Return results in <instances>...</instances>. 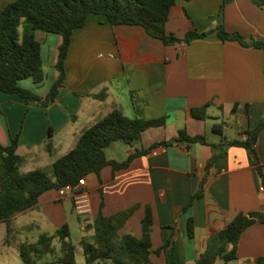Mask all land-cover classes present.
<instances>
[{
    "label": "crops",
    "instance_id": "obj_1",
    "mask_svg": "<svg viewBox=\"0 0 264 264\" xmlns=\"http://www.w3.org/2000/svg\"><path fill=\"white\" fill-rule=\"evenodd\" d=\"M14 1L0 0V11ZM219 25L248 42L264 41V9L253 0H179L170 11L166 30L184 38L190 31L205 32ZM36 38L41 43L45 80L36 84L25 79L20 85L45 97L59 76L56 66L63 38L41 30ZM65 67L64 87L49 106L28 104L17 94L0 91V144L9 146L21 132L17 153L24 159L22 173L49 172L56 159L74 148L83 131L114 109H121L129 118L138 116L136 103L144 118L165 117L166 123L146 130L132 144L113 142L105 150L108 159L123 162L156 142L175 139L181 130L190 136H205L208 144L158 147L134 159L126 169L114 172L110 166L104 168L102 184L96 175L88 176L86 188L93 210L87 219L78 217L72 203L61 200L56 191L43 194L36 206L10 221L17 237L8 239V224L0 223L6 231V236L0 237V264H16L22 242L34 241L42 233L54 234L64 223L71 232L79 227L85 233L83 240L91 237L94 231L88 225L101 203L105 216L140 203L141 208L121 230V234L132 233L137 238L142 235L145 207L151 206L152 251L171 241L161 254L152 253L154 264H195L210 234L227 226L239 213H264V191L257 170L259 162L264 174V128L256 145L258 158L249 149L231 147L225 157L209 165L214 154L210 144L222 140L214 124L225 122L228 138L245 140L241 132L264 119V50L222 40L217 32L189 44L165 45L142 26H113L105 15L92 14L85 27L74 31ZM99 93L105 98L88 96ZM235 104L238 111L232 114ZM205 105L209 117L194 118L192 109ZM245 105H249L248 116ZM50 125L52 153L46 149ZM202 179L206 180L204 195L183 213ZM34 210L42 216L20 221ZM190 217L195 226L193 239L188 237ZM49 227L54 232H48ZM261 258L264 222H257L242 234L237 258L228 263L220 259L216 264H260Z\"/></svg>",
    "mask_w": 264,
    "mask_h": 264
},
{
    "label": "trees",
    "instance_id": "obj_2",
    "mask_svg": "<svg viewBox=\"0 0 264 264\" xmlns=\"http://www.w3.org/2000/svg\"><path fill=\"white\" fill-rule=\"evenodd\" d=\"M179 0H15L0 11V91L7 94H17L26 103L35 102L49 106L54 103L64 87L66 79V60L72 44V35L78 28L86 26L92 14L105 15L113 26L134 25L142 26L146 32L165 45H177L181 42L189 44L197 38H204L217 32L222 40H236L243 45H252L264 50V41H246L238 33H229L223 25L209 31H190L184 38L170 34L166 30V23L170 11ZM190 1V0H185ZM256 5L264 9V0H253ZM54 33L62 36L59 47L57 70L58 79L53 83L45 97L23 88L20 82L32 79L41 84L45 80L41 43L36 38L37 31ZM96 99L105 98L104 93L88 95ZM135 102V101H134ZM238 104L232 109L237 113ZM208 105L192 109V116L196 119H206ZM138 116L129 118L116 108L80 135L76 145L67 154L56 159L49 172L34 170L22 173L23 157L18 153L21 136L19 132L12 138L9 146L0 144V223L8 224L17 214L32 209L40 202L43 194L49 191L58 192L67 185H76L80 179L92 174L99 178L106 167L113 171L126 169L137 157L148 154L158 147H168L175 144H186L190 148L193 144L208 142L205 136H190L186 130L179 131L173 140L154 143L150 148L132 153L125 161L110 160L106 156V148L113 142L122 141L132 144L140 140L144 132L150 128L164 126L165 117L148 120L141 115L136 103ZM246 115H249V105H245ZM226 123L214 124V131L222 136L218 144H210L214 154L209 161L213 166L219 159L228 154L231 147L249 149L257 157V141L260 131L264 128L262 119L255 128L247 127L241 134L245 140L230 139L225 134ZM53 128L49 126L46 149L53 152L51 137ZM257 170L264 185L262 166L258 162ZM205 179L198 191L184 206L183 213L189 211L196 199L205 193ZM101 192V189H100ZM141 204L118 211L110 216L100 211L88 225L94 234L82 241L85 264H154L150 256L157 255L164 247L152 251V231L154 217L150 205L145 207V216L141 221L142 235L137 238L132 233L121 234V230L141 208ZM257 222H264V213H239L224 228L210 234L207 238L205 251L195 264H216L218 260L228 263L237 258L238 243L242 234ZM188 237L195 236L194 219H188ZM20 257L24 264H77L76 245L72 240V232L68 223H64L54 234L42 233L34 241L26 240L20 245ZM264 263V258L258 260Z\"/></svg>",
    "mask_w": 264,
    "mask_h": 264
},
{
    "label": "built area",
    "instance_id": "obj_3",
    "mask_svg": "<svg viewBox=\"0 0 264 264\" xmlns=\"http://www.w3.org/2000/svg\"><path fill=\"white\" fill-rule=\"evenodd\" d=\"M86 185V178H82L76 185H67L57 192L61 200L72 203L74 212L82 219L89 218L93 210L92 196ZM260 189L264 191L263 184Z\"/></svg>",
    "mask_w": 264,
    "mask_h": 264
},
{
    "label": "rangeland",
    "instance_id": "obj_4",
    "mask_svg": "<svg viewBox=\"0 0 264 264\" xmlns=\"http://www.w3.org/2000/svg\"><path fill=\"white\" fill-rule=\"evenodd\" d=\"M55 192H49L47 193L46 195H54ZM35 216V219H37L39 216H42V213L39 212V210H34L32 212H30L29 214H26L25 216L21 217L20 218V221L21 219H25L27 220V222H30V220L32 218H34ZM1 231H0V237H5L6 236V231H5V226L1 227L0 228ZM47 232V231H46ZM48 232H54V229H52V227L48 229ZM19 234H21L19 232ZM84 232L82 230H80V228H75L73 231H72V240H73V243L76 245V259H77V264H85V256H84V252H83V246H82V240L84 238ZM23 236H25V234H22ZM18 236V233H17V230H11L10 228V234H9V238L12 239V238H15ZM8 238V239H9ZM12 263L14 262V259L12 260ZM14 264V263H13ZM16 264H24L22 262V260L20 259L19 257V260L17 261Z\"/></svg>",
    "mask_w": 264,
    "mask_h": 264
}]
</instances>
